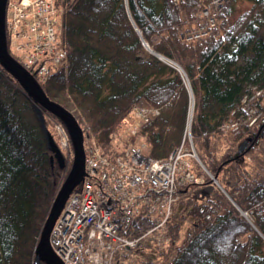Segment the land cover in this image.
Wrapping results in <instances>:
<instances>
[{
	"label": "trees",
	"instance_id": "16d2710c",
	"mask_svg": "<svg viewBox=\"0 0 264 264\" xmlns=\"http://www.w3.org/2000/svg\"><path fill=\"white\" fill-rule=\"evenodd\" d=\"M208 1L182 0L176 9L172 0H55L64 8V55L41 86L88 134L86 149L113 159L136 143L147 156L167 160L184 139L190 95L195 99L191 133L203 166L193 160V172L205 182L178 190L165 245L143 239L120 264H264V118L234 136L221 130L242 112L245 97L264 91V0H248L250 6L233 21L237 0H228L215 29L183 41L188 26L180 11L199 22ZM252 105L264 112L263 97ZM135 107L159 114L130 136ZM43 113L52 131L48 118L59 120ZM249 137L253 141L240 154L239 145ZM258 145L257 168L249 171L243 157ZM52 155L33 100L0 66V264L34 263L72 164V150L64 167L52 165ZM207 186H213L208 196L196 198L195 191ZM152 224L142 215L127 235L138 237Z\"/></svg>",
	"mask_w": 264,
	"mask_h": 264
},
{
	"label": "built area",
	"instance_id": "2783aa9c",
	"mask_svg": "<svg viewBox=\"0 0 264 264\" xmlns=\"http://www.w3.org/2000/svg\"><path fill=\"white\" fill-rule=\"evenodd\" d=\"M227 1L209 0L199 14V22L189 21L180 11L188 26L181 39L189 42L207 36L218 26L219 11ZM172 3L180 9L182 0H172ZM63 13L64 9L55 0L8 2L6 27L10 48L41 82L64 55L60 38ZM261 93L256 90L250 98L245 97L242 114H233L221 130L238 133L240 125H253L256 118L252 114L256 109L246 104V98L252 103ZM193 101L190 95L184 139L167 160L147 156L143 145L136 143L129 144L113 159L97 148L86 149V176L68 198L50 236L51 245L64 264H120L143 239L159 246L168 242L167 222L178 190L205 182L203 176L193 172V160L198 162L191 133ZM158 114L156 108L135 107L129 135H136L145 122ZM57 125L58 140L68 148L67 130L61 123ZM263 211L264 207L260 209ZM142 215L153 219V224L138 237H130L128 231L136 228L133 222Z\"/></svg>",
	"mask_w": 264,
	"mask_h": 264
},
{
	"label": "water",
	"instance_id": "95a60500",
	"mask_svg": "<svg viewBox=\"0 0 264 264\" xmlns=\"http://www.w3.org/2000/svg\"><path fill=\"white\" fill-rule=\"evenodd\" d=\"M8 0H0V66L7 71L22 87L24 92L34 102V109L45 134L49 150L53 153L51 156L52 165L57 162L61 167L66 165V158L59 149L55 139L46 126L43 110L54 115L66 128L73 152L72 164L70 170L62 183L50 208L47 219L40 234L38 244L35 249V258L33 264H64L60 257L55 253L51 241V231L60 216L69 196L78 185L82 183L86 176L85 171V138L86 134L75 116L64 108L61 104L51 100L44 92L41 84L36 78L20 64L9 52L8 39L6 33V9ZM148 48V46L146 45ZM161 59H164L159 53L151 51ZM263 134L261 135V137ZM252 138L244 140L238 147V152L243 154L247 149ZM213 186L204 187L195 191L199 195L208 196Z\"/></svg>",
	"mask_w": 264,
	"mask_h": 264
},
{
	"label": "rangeland",
	"instance_id": "374dc122",
	"mask_svg": "<svg viewBox=\"0 0 264 264\" xmlns=\"http://www.w3.org/2000/svg\"><path fill=\"white\" fill-rule=\"evenodd\" d=\"M235 6V8H234V12H233V14H232V18H231V20L233 21V20H235L245 9H247L249 6H250V2L248 1V0H237L236 2H235V4H234ZM205 8V7H204ZM203 8V9H204ZM64 9V8H63ZM11 47V46H10ZM52 73V71L49 73V75ZM48 75V76H49ZM36 79L37 80H39V78L36 76ZM40 81V80H39ZM41 82V81H40ZM43 82V81H42ZM41 82V83H42ZM186 83H187V86H186V89H188L189 88V83H188V81H186ZM190 91V90H189ZM256 91V90H255ZM252 94H254V91H252ZM262 97L264 98V91H262V93H261V95L259 96V98H257V99H255L253 102H255L256 100H261L262 99ZM193 98H194V96H193ZM194 104H195V99H194ZM259 103V102H258ZM246 104H248V106H249V104H252V103H250V101H249V99H247L246 98ZM254 104V103H253ZM253 107H256V106H254L253 105ZM237 114V113H236ZM240 114H242V113H239V115ZM253 115V117L254 118H256V121H255V123L253 124V125H251V127L249 126V128H252V127H254L262 118H264V112L263 111H261L258 107H257V109L255 110V114H252ZM59 121H56V120H54V119H52V118H48V125H50V127H51V130L52 131H50L51 133H52V135L54 136V135H56V138L58 139V136H57V133H56V131H57V129L55 128L56 126H58L57 124H59L58 123ZM245 125V124H244ZM247 126V125H246ZM246 129V127L245 126H243V125H240L239 126V128H238V130H240L241 131V129ZM232 131V130H231ZM230 131V133H232V135L234 136L235 134H237V133H235V131H232L231 132ZM262 134H263V137H264V131L262 132ZM262 137V138H263ZM55 139V138H54ZM57 141V143H58V146L60 147V149L62 150V153H63V155H64V157L65 158H69L70 156H71V148H70V146H68V148H66V146L65 145H63V143L61 144L60 143V140H56ZM253 141V140H252ZM192 142H193V139H192ZM251 143V142H250ZM250 143H249V145H250ZM249 145H248V148H249ZM261 146V145H260ZM260 146L258 145V147H256L255 149H253L249 154H247V155H245L244 157H243V161H242V163H243V166L245 167V168H247L249 171H252V170H255L256 168H257V166H256V161H255V159H258L259 157H258V155H259V148H260ZM193 147H194V149H195V146H194V144H193ZM195 151H196V149H195ZM197 153V152H196ZM198 155V154H197ZM198 159V162H199V164L200 165H202L201 164V160H200V158H199V156L197 157ZM203 166V165H202ZM254 172V171H253ZM209 176H210V178L212 179V181H213V185L214 186H216V187H218V188H220V189H222L223 190V186H222V184L220 183V180L218 179V177L217 176H215V175H211V174H209ZM224 192H225V190H224ZM199 196L197 195V197L196 198H198ZM235 206L237 207V209L241 212V214H242V216H244L245 218H247V219H249L250 220V222H253L252 221V218L250 217V215H248V214H245V212L244 211H242L241 209H240V207L237 205V204H235ZM263 251H264V246H263Z\"/></svg>",
	"mask_w": 264,
	"mask_h": 264
},
{
	"label": "bare ground",
	"instance_id": "6f19581e",
	"mask_svg": "<svg viewBox=\"0 0 264 264\" xmlns=\"http://www.w3.org/2000/svg\"><path fill=\"white\" fill-rule=\"evenodd\" d=\"M62 18H63V17H62ZM217 20H218V19H217ZM218 24H219V22H218ZM15 81H16V80H15ZM16 82H17V81H16ZM17 83H18V82H17ZM18 84H19V83H18ZM171 154H172V153H171ZM171 154H170V155H171ZM170 155H169V157H170ZM169 157H168V158H169Z\"/></svg>",
	"mask_w": 264,
	"mask_h": 264
},
{
	"label": "flooded vegetation",
	"instance_id": "af4514ba",
	"mask_svg": "<svg viewBox=\"0 0 264 264\" xmlns=\"http://www.w3.org/2000/svg\"><path fill=\"white\" fill-rule=\"evenodd\" d=\"M199 189H201V188H199Z\"/></svg>",
	"mask_w": 264,
	"mask_h": 264
}]
</instances>
